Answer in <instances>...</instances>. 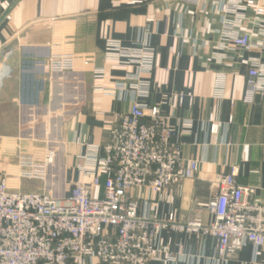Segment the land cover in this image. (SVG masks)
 Returning a JSON list of instances; mask_svg holds the SVG:
<instances>
[{
    "label": "crops",
    "instance_id": "obj_1",
    "mask_svg": "<svg viewBox=\"0 0 264 264\" xmlns=\"http://www.w3.org/2000/svg\"><path fill=\"white\" fill-rule=\"evenodd\" d=\"M222 2L207 0L202 10L185 0H0V178L13 172L19 156L50 145L58 156L47 185H16L26 193L50 189L68 196L76 182L90 181L79 167L84 156L93 146H105L112 127L138 102L169 114L177 130L172 142L182 143L184 158L199 161L192 178L170 189L134 188L140 213L209 223L213 182L233 166L240 185L256 188L247 199L264 202V92L252 104L244 100L248 60L260 54L221 47L223 16L216 9ZM111 43L159 54L160 66L169 69L168 83L156 88L155 74L140 73L127 57L113 67ZM56 54L79 57L77 72L51 73ZM98 68L105 71L103 90L94 86ZM188 71L194 75L191 88L185 86ZM139 80L153 83L149 96L132 88ZM220 85L222 98L216 95ZM178 93L185 103L172 109ZM95 195L102 197L103 189ZM216 246L212 235L168 228L157 242L162 259L150 264H264V246L256 251L247 244L229 260L218 257Z\"/></svg>",
    "mask_w": 264,
    "mask_h": 264
},
{
    "label": "built area",
    "instance_id": "obj_2",
    "mask_svg": "<svg viewBox=\"0 0 264 264\" xmlns=\"http://www.w3.org/2000/svg\"><path fill=\"white\" fill-rule=\"evenodd\" d=\"M185 2L206 9L207 0ZM216 12L223 16V49L260 54L248 60L244 100L252 104L264 92V0H223ZM108 50L113 67L127 57L126 63L138 64L140 73L155 74L156 88L168 83L169 69L160 66L159 54L149 48L137 52L111 43ZM78 59L74 54L52 55L50 72H77ZM93 74L97 89L108 87L103 69H95ZM193 78L188 71L187 88L193 86ZM153 83L139 80L132 88L139 95L149 96ZM117 85L112 86L125 89ZM223 93L224 86L220 85L216 95L222 98ZM184 103L183 93L172 96V109ZM170 119L156 106L134 102L112 127L109 142L103 147L93 146L84 156L85 164L79 167L90 181L76 182L69 195L62 198L50 189L23 192L15 182L29 180L47 185L57 149L38 146L31 154L19 156L13 172L0 178V264H89L93 259L102 264H150L162 259L157 242L168 228L212 235L217 240L216 253L224 260L233 258L247 244L256 251L262 248L264 202L247 199L256 188L237 182L235 166L213 182L216 192L207 206L213 217L209 223L200 218L176 222L174 215L161 218L140 213V203L132 195L134 188L160 193L192 178L199 167L197 159L182 156V143L172 142L177 130ZM98 189H103L102 197L95 195ZM166 257L173 255L166 253Z\"/></svg>",
    "mask_w": 264,
    "mask_h": 264
}]
</instances>
